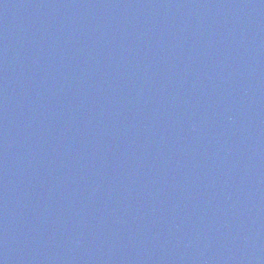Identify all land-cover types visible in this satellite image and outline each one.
I'll use <instances>...</instances> for the list:
<instances>
[{
    "label": "water",
    "instance_id": "95a60500",
    "mask_svg": "<svg viewBox=\"0 0 264 264\" xmlns=\"http://www.w3.org/2000/svg\"><path fill=\"white\" fill-rule=\"evenodd\" d=\"M0 264H264V0H0Z\"/></svg>",
    "mask_w": 264,
    "mask_h": 264
}]
</instances>
